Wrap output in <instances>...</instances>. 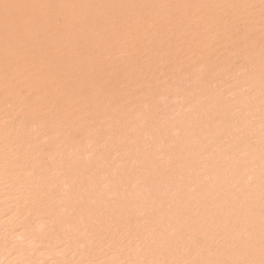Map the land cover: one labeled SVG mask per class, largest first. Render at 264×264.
<instances>
[{"label":"bare ground","instance_id":"obj_1","mask_svg":"<svg viewBox=\"0 0 264 264\" xmlns=\"http://www.w3.org/2000/svg\"><path fill=\"white\" fill-rule=\"evenodd\" d=\"M0 264H264V0H0Z\"/></svg>","mask_w":264,"mask_h":264}]
</instances>
